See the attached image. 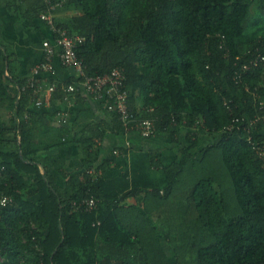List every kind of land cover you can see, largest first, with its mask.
<instances>
[{
  "label": "trees",
  "instance_id": "trees-1",
  "mask_svg": "<svg viewBox=\"0 0 264 264\" xmlns=\"http://www.w3.org/2000/svg\"><path fill=\"white\" fill-rule=\"evenodd\" d=\"M0 3L36 24L46 8V0ZM57 13L59 25L84 37L77 54L88 74L123 68L133 116L174 137L192 129L191 143L169 164L150 156L154 177L136 175L142 158L116 177L66 170L62 157L44 152L55 144L35 141L37 105L13 68L0 14V194L14 199L0 207L5 264H264V160L243 120L264 99V62L235 79L243 62L264 54V0H64ZM77 80L52 79V100L65 99V85ZM113 120L117 132L128 131L116 111ZM200 129L217 135L195 150ZM100 130L77 140L84 163L99 159ZM254 135L264 142L263 122ZM141 192L145 219L126 225L121 202ZM92 195L96 209L74 207Z\"/></svg>",
  "mask_w": 264,
  "mask_h": 264
},
{
  "label": "crops",
  "instance_id": "crops-1",
  "mask_svg": "<svg viewBox=\"0 0 264 264\" xmlns=\"http://www.w3.org/2000/svg\"><path fill=\"white\" fill-rule=\"evenodd\" d=\"M0 14L4 16V25L1 29L2 39L15 52L12 56L13 68L18 76L28 78L33 65L42 60L44 40L53 39V31L48 23L41 18H39L38 24L28 20L20 22L15 15L9 14L2 7H0ZM56 16L58 17L57 13ZM55 65L56 69L53 73L42 75L47 76V82H51L52 79L64 82L72 75L78 78L77 71L73 67H63L58 58L55 59ZM77 94L70 96L68 100L58 98L53 101L52 98H49V102H45V105L35 108L39 114L40 122L35 141L37 143L44 141L47 145L55 144L44 152L62 157L66 163V170L72 171L74 174L88 171L90 164V168L94 170L96 168L105 177H116L127 166L132 172V166L137 165L135 163L142 158L143 161L138 163L141 167L136 175L140 176L142 171H145L151 172V176L154 177L159 169L156 165H151L150 156H155L154 160L159 161L160 164H169L180 158L183 148L191 143L189 139L192 129L185 126L175 137L164 130H160L151 137H144L135 130L117 132L114 129L113 120L115 110L111 103L95 99L86 91ZM45 95V92L42 93L41 98L44 99ZM100 129H104L105 133L101 137L95 138V141L100 145L99 159L94 163H84V155L77 140L101 132ZM196 132H198V143L195 150L212 142L217 135L205 129L196 130ZM62 140L66 142H62ZM115 150L118 152L116 153ZM56 177L57 184L62 188L65 187L67 179L61 174H56ZM132 177H135V174L131 173L130 179ZM139 186L142 184L139 183ZM148 203L150 206L153 205L152 200H148ZM146 206L142 192L129 195L121 202L119 215L126 225H134L135 221H138V216L142 222L145 219L139 213ZM146 215L148 220L158 222V216Z\"/></svg>",
  "mask_w": 264,
  "mask_h": 264
},
{
  "label": "built area",
  "instance_id": "built-area-1",
  "mask_svg": "<svg viewBox=\"0 0 264 264\" xmlns=\"http://www.w3.org/2000/svg\"><path fill=\"white\" fill-rule=\"evenodd\" d=\"M64 5V0H46V8L40 13V18L51 27L53 39L44 40V54L42 60L31 68V74L27 78V84L23 89L30 87L33 91L34 102L37 106L45 105L57 90L56 82H47L44 73H53L56 69L55 59L65 67H73L78 73L77 81L65 85L64 96L66 100L79 91H86L95 99L107 100L118 114L122 124L128 131H138L144 137L156 134L157 127L152 118H137L133 116L129 107V90L126 86V74L123 68L115 67L104 74L91 75L86 72V65L77 54L78 44L84 40L81 35L71 34L70 31L56 22V13ZM264 62V54L257 52L250 59L243 62L241 69L237 70L235 79L242 76L254 67ZM46 93L44 99L42 93ZM49 96V97H48ZM261 97V96H260ZM261 100V98H260ZM27 116V115H26ZM244 126L248 129V140L257 154L264 160V142L255 138L254 133L258 124L264 123V99L260 101L258 112L253 117H243ZM234 125H232L233 127ZM117 153L118 151L115 150ZM88 172L95 173L93 168ZM14 199L10 195L0 194V207L13 204ZM100 199L96 196H86L74 202V207L79 210L92 211L99 205ZM0 264H5V255L0 249Z\"/></svg>",
  "mask_w": 264,
  "mask_h": 264
},
{
  "label": "rangeland",
  "instance_id": "rangeland-1",
  "mask_svg": "<svg viewBox=\"0 0 264 264\" xmlns=\"http://www.w3.org/2000/svg\"><path fill=\"white\" fill-rule=\"evenodd\" d=\"M0 7L4 8V6H3V4H2V3H0ZM69 13H71V12H66V13H65V12H62V14H61L60 18H61V17H65V16H66V14H69ZM57 15H58V13H57ZM15 16H16V15H15ZM56 17H57V16H56ZM56 22H57V20H56ZM35 104H36V103H35ZM5 112H6V111H5ZM5 112L3 113V114H4V115H3V117L6 119V113H5ZM168 247L170 248L169 250L171 251V250H172V248H171L170 246H168Z\"/></svg>",
  "mask_w": 264,
  "mask_h": 264
}]
</instances>
